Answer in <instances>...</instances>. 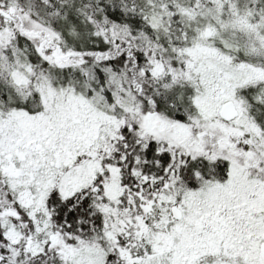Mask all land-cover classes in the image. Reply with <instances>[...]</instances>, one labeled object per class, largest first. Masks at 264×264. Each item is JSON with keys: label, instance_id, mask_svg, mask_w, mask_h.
I'll return each instance as SVG.
<instances>
[{"label": "snow or ice", "instance_id": "1", "mask_svg": "<svg viewBox=\"0 0 264 264\" xmlns=\"http://www.w3.org/2000/svg\"><path fill=\"white\" fill-rule=\"evenodd\" d=\"M0 264H264V0H0Z\"/></svg>", "mask_w": 264, "mask_h": 264}]
</instances>
